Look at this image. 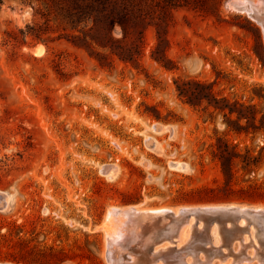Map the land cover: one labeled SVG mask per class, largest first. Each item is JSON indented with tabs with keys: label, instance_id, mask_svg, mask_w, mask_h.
<instances>
[{
	"label": "rangeland",
	"instance_id": "rangeland-1",
	"mask_svg": "<svg viewBox=\"0 0 264 264\" xmlns=\"http://www.w3.org/2000/svg\"><path fill=\"white\" fill-rule=\"evenodd\" d=\"M118 1L135 15L158 17L164 7ZM230 1L168 9L169 70L151 56L154 25L136 66L97 43L93 18L77 20L86 0H0V264H109L105 225L115 207H264V31ZM113 36L122 38L119 26ZM178 79L210 85L219 106L256 116V129L213 104L187 103ZM176 162L187 168L172 169ZM208 226L203 220L186 246L155 253L152 264H178L202 238L207 248ZM218 226L235 264H264V227L258 247L249 238L235 249L234 231ZM144 235L128 251L141 252ZM208 256L190 258L209 264Z\"/></svg>",
	"mask_w": 264,
	"mask_h": 264
},
{
	"label": "bare ground",
	"instance_id": "bare-ground-1",
	"mask_svg": "<svg viewBox=\"0 0 264 264\" xmlns=\"http://www.w3.org/2000/svg\"><path fill=\"white\" fill-rule=\"evenodd\" d=\"M228 6L234 11L239 10L248 13L249 16L261 23L264 31V0H235L229 2ZM45 51V47L43 45H39L35 49L34 53L36 55H43ZM157 126L159 125L157 124ZM106 167L109 168V166ZM170 167L175 170H185L187 168L186 164L179 162L170 164ZM108 174H110V172H108ZM198 213L201 215L209 214L211 216L209 219L206 217L207 223L209 224L207 236L209 238V241L207 242L209 243L211 250H207L209 245L206 248V245H204L205 240H203L202 238L200 242L198 241L194 243V245H197V248H195V250H193L195 246L192 248L189 247L190 249L186 250V257H184L183 260L181 259L182 261L180 260V262H177L178 264H193L191 261V255H196L197 258H201L202 253H206L209 255V264H214V259L218 257L221 259V261H219L220 263L218 264H235L236 261L232 258V256H234V253H232V250H227V238L229 236L227 235V233H224V231L222 232L219 229L218 225L224 227V229H227L226 231H234L235 241H239L237 245L235 244V249L243 247V243L245 242V245H247V243L249 242V238H251V241L249 243H252V248L259 246V229L264 227V207L240 204H225L201 206L197 208L183 207L174 210L170 208H164L162 210L155 211L140 210L135 207H130L128 209H118L115 207L113 209H110L106 218V225L104 224L108 228L106 232L108 239L109 264H152V262H154V259L156 258L155 256V258L153 259V255L155 253H165L168 250H171V246H174L173 248L176 249L186 246V244L191 241L193 231L195 229H199V224H201L203 220H206L202 218L201 215H197ZM166 217L170 219L169 222H165V224H162V226H164V229L161 227H157V223L160 224L164 219H166ZM194 219L196 220V222ZM235 224L236 227H233ZM143 232L146 233V235H144V242L140 245L141 252L139 251L138 253L133 254L128 251L127 246L129 245V243L138 240ZM233 245L234 243L230 245V249H234ZM132 250L134 251V249ZM197 252L199 253L197 254ZM179 253L181 254V251ZM256 255L257 253L255 254V256ZM165 260L168 261V259ZM173 261H175L174 258L172 262ZM157 262L158 263H155L165 264L162 261Z\"/></svg>",
	"mask_w": 264,
	"mask_h": 264
},
{
	"label": "trees",
	"instance_id": "trees-1",
	"mask_svg": "<svg viewBox=\"0 0 264 264\" xmlns=\"http://www.w3.org/2000/svg\"><path fill=\"white\" fill-rule=\"evenodd\" d=\"M87 5L79 8L77 20L93 18L95 25L102 30L101 36L96 37L97 43L109 49L111 54L126 64L139 65L145 47V28L154 25L157 33V43L152 51V58L166 69L175 68L173 61L168 57L169 48L168 29L172 22L169 8L181 6L182 0H163L164 7L158 17L143 11L135 15L129 6L120 4L118 0H86ZM119 26L122 38L116 39L113 31ZM179 96L192 106H202L205 102L220 111H229V114H238L240 119H247L256 129V116L248 117L240 110L229 104L219 106L218 97L210 85L195 80H176ZM255 121V122H254Z\"/></svg>",
	"mask_w": 264,
	"mask_h": 264
},
{
	"label": "water",
	"instance_id": "water-1",
	"mask_svg": "<svg viewBox=\"0 0 264 264\" xmlns=\"http://www.w3.org/2000/svg\"><path fill=\"white\" fill-rule=\"evenodd\" d=\"M232 1H235V0H231L230 2H232ZM229 4V3H228ZM136 264H139V263H136Z\"/></svg>",
	"mask_w": 264,
	"mask_h": 264
}]
</instances>
